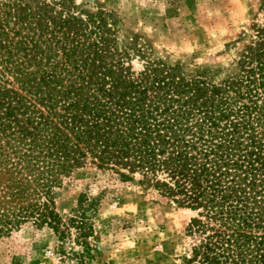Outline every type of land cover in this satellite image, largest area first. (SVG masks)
I'll return each instance as SVG.
<instances>
[{
	"label": "trees",
	"instance_id": "obj_1",
	"mask_svg": "<svg viewBox=\"0 0 264 264\" xmlns=\"http://www.w3.org/2000/svg\"><path fill=\"white\" fill-rule=\"evenodd\" d=\"M0 26V237L30 222L58 239L54 191L92 166L195 213L185 264H264V43L214 81L159 60L130 71L100 16L9 7ZM84 234V233H83ZM60 247V254L63 252Z\"/></svg>",
	"mask_w": 264,
	"mask_h": 264
},
{
	"label": "rangeland",
	"instance_id": "obj_2",
	"mask_svg": "<svg viewBox=\"0 0 264 264\" xmlns=\"http://www.w3.org/2000/svg\"><path fill=\"white\" fill-rule=\"evenodd\" d=\"M14 5L52 7L62 19L102 17L134 72L159 60L218 81L244 49L264 43V0H0V21ZM6 179L0 171V206L10 199ZM136 181L92 166L73 171L54 191L53 208L63 223L83 209L84 234L60 228L67 234L58 239L27 222L0 237V264H185L197 244L187 230L195 213Z\"/></svg>",
	"mask_w": 264,
	"mask_h": 264
}]
</instances>
